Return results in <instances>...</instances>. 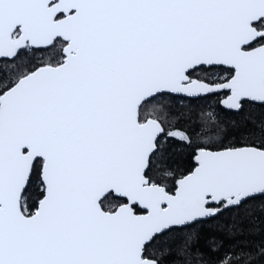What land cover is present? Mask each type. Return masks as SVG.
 Here are the masks:
<instances>
[{"label": "snow or ice", "instance_id": "obj_1", "mask_svg": "<svg viewBox=\"0 0 264 264\" xmlns=\"http://www.w3.org/2000/svg\"><path fill=\"white\" fill-rule=\"evenodd\" d=\"M257 212L264 0H0V264H254Z\"/></svg>", "mask_w": 264, "mask_h": 264}, {"label": "trees", "instance_id": "obj_2", "mask_svg": "<svg viewBox=\"0 0 264 264\" xmlns=\"http://www.w3.org/2000/svg\"><path fill=\"white\" fill-rule=\"evenodd\" d=\"M36 57L41 56V53H35L34 54ZM213 98H207V99H202V100H196V101H191L193 105H201L203 110L206 111V107L208 105H214L215 108H217L224 116L226 121H231V120H237L239 121L240 116L235 114V113H230L229 111L225 110L222 108L220 105L216 104V100H212ZM208 110H212L209 108ZM243 115V114H240ZM248 127H252V125L249 123ZM225 128L228 130H231V125L230 123L225 124ZM210 135L215 134V129H210L209 130ZM178 147V146H177ZM190 150H186L185 152H177L174 153V162L172 163V167H178L180 169H184L186 166L190 165V161L188 160L187 157V152ZM260 217V222L258 225L255 226V230L253 232L247 231V229L250 227V225L245 222L243 227L246 229L245 233L241 237H237V240H243L246 243L249 244V246L256 252V255L253 256V262L254 264H264V256H260L258 254V250L261 246H264V213L257 212L255 213ZM230 216L229 212L223 213V216L220 218L224 222H228V218ZM194 229L198 228L199 229V239L195 241L196 246H198L200 249H202L205 252H208V234H209V229L207 227H201L199 225H193L192 226ZM217 244L219 245L220 240H223V247L220 248V251L218 253H209L212 259H215L217 255H223L224 251L229 249L230 247H233L236 243V240H231L228 239L226 236H224L221 233H217Z\"/></svg>", "mask_w": 264, "mask_h": 264}, {"label": "flooded vegetation", "instance_id": "obj_3", "mask_svg": "<svg viewBox=\"0 0 264 264\" xmlns=\"http://www.w3.org/2000/svg\"><path fill=\"white\" fill-rule=\"evenodd\" d=\"M207 98H213L212 100H216V101L219 99L218 96H210V97H207ZM207 98H206V99H207ZM194 101H196V100H194ZM220 106H221V105H220ZM221 107L223 108V106H221ZM206 109H207L206 111H209V110H208L209 107H206ZM225 110H226V109H225ZM227 111H228V110H227Z\"/></svg>", "mask_w": 264, "mask_h": 264}]
</instances>
